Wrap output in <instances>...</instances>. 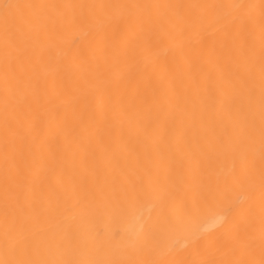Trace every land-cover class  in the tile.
I'll list each match as a JSON object with an SVG mask.
<instances>
[{
  "label": "bare ground",
  "instance_id": "6f19581e",
  "mask_svg": "<svg viewBox=\"0 0 264 264\" xmlns=\"http://www.w3.org/2000/svg\"><path fill=\"white\" fill-rule=\"evenodd\" d=\"M65 39L69 46L76 40L88 47L84 34L69 33ZM160 51L163 56L166 49ZM131 87L122 101L74 133L34 129L33 156L14 155L7 165L0 163V261L262 264L264 42L259 14L231 54L218 62L202 65L183 80L141 83L136 89L133 81ZM133 181L137 193L123 195ZM71 183L85 194L68 195Z\"/></svg>",
  "mask_w": 264,
  "mask_h": 264
},
{
  "label": "snow or ice",
  "instance_id": "6c2138e0",
  "mask_svg": "<svg viewBox=\"0 0 264 264\" xmlns=\"http://www.w3.org/2000/svg\"><path fill=\"white\" fill-rule=\"evenodd\" d=\"M257 13L264 42V0H0V163L7 165L14 155L32 157L34 129L74 133L122 101L133 81L136 89L141 83L183 80L230 55ZM69 33L84 34L88 47L76 40L69 46ZM28 167L33 170L31 162ZM137 191L133 181L122 194ZM66 193L85 194L76 183ZM261 255L264 264V233Z\"/></svg>",
  "mask_w": 264,
  "mask_h": 264
}]
</instances>
